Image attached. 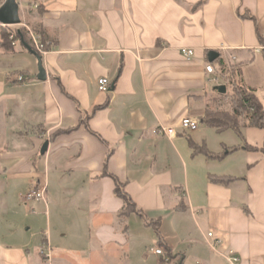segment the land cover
Returning <instances> with one entry per match:
<instances>
[{"label":"crops","instance_id":"crops-1","mask_svg":"<svg viewBox=\"0 0 264 264\" xmlns=\"http://www.w3.org/2000/svg\"><path fill=\"white\" fill-rule=\"evenodd\" d=\"M18 2L47 78L26 44L0 39V264H162L157 247L172 264H228L230 251L264 264V129L202 122L234 83L264 107V0ZM220 61L235 71L226 94L205 69ZM37 187L46 202L25 204Z\"/></svg>","mask_w":264,"mask_h":264},{"label":"trees","instance_id":"trees-1","mask_svg":"<svg viewBox=\"0 0 264 264\" xmlns=\"http://www.w3.org/2000/svg\"><path fill=\"white\" fill-rule=\"evenodd\" d=\"M10 32L15 33L17 39L21 40L24 44L30 45L29 37L24 31L12 30V28H10ZM3 41L6 44L11 45L7 31L3 34ZM31 47L35 50L33 46ZM44 49L46 50L47 48ZM220 70H222V73L229 75H232L235 72L234 68L228 67L224 61H220ZM222 98H224V101H230L229 104L231 105V110H208L205 118L202 120L206 126L214 128L218 132L232 130L240 138H243V125L264 129V107L256 97L254 91L246 88L244 85L234 83L232 87V94L223 95ZM191 147L195 152H203L208 156H212V154L208 153L206 148L198 147V145L193 142H191ZM245 147L249 148L246 145ZM218 182L227 183L225 180H218ZM117 194L124 200L127 209L135 207L131 198L122 190L121 187H117Z\"/></svg>","mask_w":264,"mask_h":264},{"label":"built area","instance_id":"built-area-1","mask_svg":"<svg viewBox=\"0 0 264 264\" xmlns=\"http://www.w3.org/2000/svg\"><path fill=\"white\" fill-rule=\"evenodd\" d=\"M2 4L0 5V7ZM13 26H7L2 23H0V39H3V34L7 31L9 34V40L12 43L13 46H16V44L19 42V39H17L16 34L13 32H10V28ZM25 29L29 33L30 41L32 46L35 48V51L38 52L40 55L45 53V47L42 42V36L38 33L33 31L31 28L28 26H25ZM254 51L257 54H261L264 52V34L262 36V43L254 49ZM181 54L184 57L186 61H191L195 55L194 50L191 49H182ZM206 73L208 74V82L213 84V85H222V84H227L230 82V76L229 74H224L222 73V70H217L212 64L206 65ZM18 80L22 81L23 78L19 77ZM98 87L99 91L103 93H109L111 91L110 88V82L106 78H102L98 81ZM198 127V123L195 121H192L190 118H185L181 122V128L184 130H194ZM158 134L166 136L169 139H172L176 137V131L171 128H166V127H161L157 130ZM33 201H44L46 202V194L45 190L41 189L39 187L33 188L28 192L24 199L23 202L25 204H29L30 202ZM209 238L213 237V233L208 234ZM216 243H220L219 240H216ZM209 245L212 249H216V245L211 244L209 242ZM41 253L45 256L50 258V247L46 244L42 247ZM153 253L155 256H157L162 264H172V260L166 253V251L161 248L157 247L153 250ZM224 258L228 264H239L240 258L234 251L228 252L226 255H224Z\"/></svg>","mask_w":264,"mask_h":264},{"label":"water","instance_id":"water-1","mask_svg":"<svg viewBox=\"0 0 264 264\" xmlns=\"http://www.w3.org/2000/svg\"><path fill=\"white\" fill-rule=\"evenodd\" d=\"M0 23L7 26H19L21 25V16H20V3L18 0H6L5 3L0 7ZM28 50L36 56L38 60L39 75L40 80H46V70L43 66L42 56L36 52L31 46L26 45ZM220 94H226V86H217L215 88Z\"/></svg>","mask_w":264,"mask_h":264},{"label":"rangeland","instance_id":"rangeland-1","mask_svg":"<svg viewBox=\"0 0 264 264\" xmlns=\"http://www.w3.org/2000/svg\"><path fill=\"white\" fill-rule=\"evenodd\" d=\"M1 3V2H0ZM1 5V4H0ZM12 30H22V31H24L27 35H28V37H29V33H28V31L25 29V28H23V27H19V26H13L12 27ZM30 38V37H29ZM216 85H213V84H211L210 85V89H212L213 87H215ZM229 94H232V89L231 88H229ZM229 101V100H228ZM230 103V101L229 102H227V101H224V103H223V105L222 106H224V107H227V108H225V109H228V106H229V110H231V105L229 104ZM224 108L222 109V110H225Z\"/></svg>","mask_w":264,"mask_h":264}]
</instances>
